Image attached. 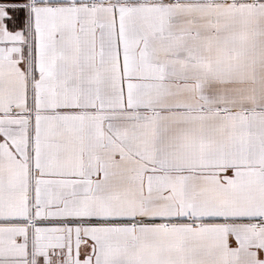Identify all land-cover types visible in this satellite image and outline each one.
<instances>
[{
    "label": "snow or ice",
    "instance_id": "obj_1",
    "mask_svg": "<svg viewBox=\"0 0 264 264\" xmlns=\"http://www.w3.org/2000/svg\"><path fill=\"white\" fill-rule=\"evenodd\" d=\"M0 264H264V0H0Z\"/></svg>",
    "mask_w": 264,
    "mask_h": 264
}]
</instances>
